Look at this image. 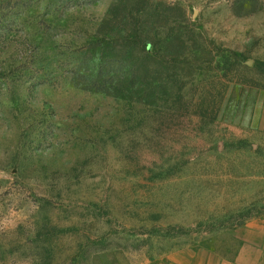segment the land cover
Masks as SVG:
<instances>
[{"label":"rangeland","instance_id":"374dc122","mask_svg":"<svg viewBox=\"0 0 264 264\" xmlns=\"http://www.w3.org/2000/svg\"><path fill=\"white\" fill-rule=\"evenodd\" d=\"M264 218V0H0V264L226 253Z\"/></svg>","mask_w":264,"mask_h":264},{"label":"crops","instance_id":"0c3cea01","mask_svg":"<svg viewBox=\"0 0 264 264\" xmlns=\"http://www.w3.org/2000/svg\"><path fill=\"white\" fill-rule=\"evenodd\" d=\"M235 233L238 244L232 252L185 247L158 264H264V218L251 219Z\"/></svg>","mask_w":264,"mask_h":264}]
</instances>
